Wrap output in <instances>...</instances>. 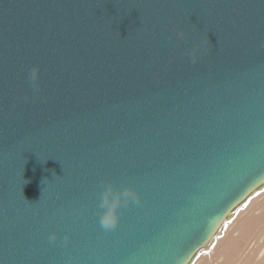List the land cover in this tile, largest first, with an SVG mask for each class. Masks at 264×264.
Returning a JSON list of instances; mask_svg holds the SVG:
<instances>
[{"label": "water", "instance_id": "1", "mask_svg": "<svg viewBox=\"0 0 264 264\" xmlns=\"http://www.w3.org/2000/svg\"><path fill=\"white\" fill-rule=\"evenodd\" d=\"M263 189L264 0H0V264H193Z\"/></svg>", "mask_w": 264, "mask_h": 264}, {"label": "bare ground", "instance_id": "2", "mask_svg": "<svg viewBox=\"0 0 264 264\" xmlns=\"http://www.w3.org/2000/svg\"><path fill=\"white\" fill-rule=\"evenodd\" d=\"M260 228H264V189L249 198L225 222L222 232L198 255L193 264H231V260L241 252L242 246L248 240L252 241L250 238L256 237ZM245 259L251 264H264V241L251 245Z\"/></svg>", "mask_w": 264, "mask_h": 264}, {"label": "clouds", "instance_id": "3", "mask_svg": "<svg viewBox=\"0 0 264 264\" xmlns=\"http://www.w3.org/2000/svg\"><path fill=\"white\" fill-rule=\"evenodd\" d=\"M177 38L180 40L186 39L183 32L177 33ZM197 47H193L188 53L191 56L192 63H196L197 58ZM38 78V69H33L31 73V79L33 85L35 86ZM129 203H139L138 194L131 189H125L122 192H117L113 187L108 186L102 196L101 208L104 209L103 214L100 217V224L105 229H112L117 226L118 223V209L122 205H127ZM51 240H55L56 236L53 234L50 237ZM67 239V238H66Z\"/></svg>", "mask_w": 264, "mask_h": 264}, {"label": "rangeland", "instance_id": "4", "mask_svg": "<svg viewBox=\"0 0 264 264\" xmlns=\"http://www.w3.org/2000/svg\"><path fill=\"white\" fill-rule=\"evenodd\" d=\"M260 236V237H259ZM250 240L247 241L241 249V254L239 253L235 258L232 256L231 264H251L249 260H246L245 257H247L250 253V247L251 245L255 244L258 241H264V228H260V231H257L256 237H251ZM251 242V243H250ZM253 243V244H252ZM249 244V246H247ZM241 255V256H240ZM244 257V258H243ZM235 259V260H234ZM247 261V262H246Z\"/></svg>", "mask_w": 264, "mask_h": 264}]
</instances>
